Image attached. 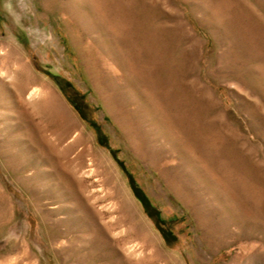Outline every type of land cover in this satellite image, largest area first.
<instances>
[{
  "label": "rangeland",
  "instance_id": "374dc122",
  "mask_svg": "<svg viewBox=\"0 0 264 264\" xmlns=\"http://www.w3.org/2000/svg\"><path fill=\"white\" fill-rule=\"evenodd\" d=\"M6 42L48 88L0 61V264H264V0H0Z\"/></svg>",
  "mask_w": 264,
  "mask_h": 264
},
{
  "label": "bare ground",
  "instance_id": "6f19581e",
  "mask_svg": "<svg viewBox=\"0 0 264 264\" xmlns=\"http://www.w3.org/2000/svg\"><path fill=\"white\" fill-rule=\"evenodd\" d=\"M0 45L3 46V48L0 49V61L7 60L17 66L16 71L11 76V83L18 96L31 103L35 98L45 93L48 88L47 84L44 82L39 84L33 81V77H37L38 80L39 77L33 74L26 66V63L23 62L19 49L8 42L4 43V45ZM16 73L21 78V83H19V80L15 79L18 77L15 75Z\"/></svg>",
  "mask_w": 264,
  "mask_h": 264
},
{
  "label": "trees",
  "instance_id": "16d2710c",
  "mask_svg": "<svg viewBox=\"0 0 264 264\" xmlns=\"http://www.w3.org/2000/svg\"><path fill=\"white\" fill-rule=\"evenodd\" d=\"M138 197H139L141 200H143V201H145V202H146V198H145V196H144V195H142V194H138Z\"/></svg>",
  "mask_w": 264,
  "mask_h": 264
}]
</instances>
